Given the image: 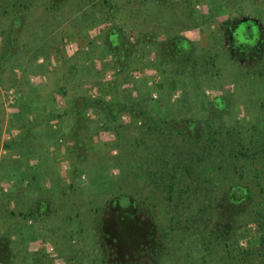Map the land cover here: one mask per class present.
Instances as JSON below:
<instances>
[{
  "label": "rangeland",
  "instance_id": "374dc122",
  "mask_svg": "<svg viewBox=\"0 0 264 264\" xmlns=\"http://www.w3.org/2000/svg\"><path fill=\"white\" fill-rule=\"evenodd\" d=\"M240 21L256 27L254 39H239ZM113 31L119 53L108 46ZM176 39L190 45L164 59ZM263 47L264 0H0V82L49 73L55 97L40 119L45 142L30 143L42 161L0 150V239L14 245L11 264H112L99 229L104 220L112 227L115 202L130 198L156 218L158 264H202L204 220L218 218L216 204L233 186L251 196L239 247L255 246L264 221V59L251 56ZM104 82L134 86L120 92L130 103L115 119L88 106L116 100ZM80 113L86 150L74 154ZM17 140L0 134L5 147Z\"/></svg>",
  "mask_w": 264,
  "mask_h": 264
},
{
  "label": "trees",
  "instance_id": "16d2710c",
  "mask_svg": "<svg viewBox=\"0 0 264 264\" xmlns=\"http://www.w3.org/2000/svg\"><path fill=\"white\" fill-rule=\"evenodd\" d=\"M16 8L11 3V9ZM15 24H19L14 19ZM243 26L247 35H253V25L240 21L235 28L238 35V29ZM251 33V34H250ZM108 46L112 51L119 53L118 32L108 33ZM190 42L186 39L174 40L163 48V58L173 59L178 49L186 48ZM236 54L233 53V57ZM252 59L262 61L264 59V47L259 54H253ZM121 103L118 97L113 102L93 101L88 102V106L99 107L109 118H116L117 113L124 110L130 103ZM135 101V100H134ZM141 99L135 101L134 108H141ZM142 111L141 113H143ZM78 120L73 128V137L75 144L72 147L74 154L80 150H86L87 123L83 114H78ZM149 124H155L153 120H148ZM125 198V197H124ZM251 200L249 190L241 186H233L227 191L221 201L216 205L220 209L218 218L210 221L209 224L204 220V230L201 232V245L206 252V256L201 259L202 264H264V221L260 226V237L255 246L247 249L239 247L238 230L241 227V220L248 208ZM116 214L112 227H106V220L102 221L100 231V243L102 248H109L112 252L114 264H158L163 252V236L159 230L156 218L153 213L145 211L141 206L138 208L136 200L130 198L127 206L120 204V199L115 202ZM206 206L201 208V213H205ZM43 207L39 208V215L43 214ZM193 222H203L198 215L192 217ZM122 248L128 250L121 255ZM14 245L8 238L0 239V264H11L14 256ZM112 263V264H113Z\"/></svg>",
  "mask_w": 264,
  "mask_h": 264
},
{
  "label": "crops",
  "instance_id": "0c3cea01",
  "mask_svg": "<svg viewBox=\"0 0 264 264\" xmlns=\"http://www.w3.org/2000/svg\"><path fill=\"white\" fill-rule=\"evenodd\" d=\"M73 42L75 50H78L80 48V42L77 40ZM1 53L3 52L0 48V54ZM60 62H62L61 58ZM0 68L1 81L4 73V65H0ZM48 76H50L49 73L35 75L29 74L26 76V80L28 79L27 82H0L2 106L0 108V134H3L4 136L6 134H14L15 136H18V140L14 142L12 146L5 147L4 144L0 145L1 151L2 149L7 150V156L9 157L7 159H12L13 161L14 159L23 158L22 163L24 159L42 161L40 153H35L34 148H30V143H38L39 141L45 142V133L43 132L44 127L41 126V120L50 116L51 104L55 102V97H53L54 92L52 91V93L51 89H49L51 82H48ZM32 78H35V82H31ZM114 83L115 82H108V84H106V82L103 83L105 86V93L114 91L112 92L113 99H117L120 92L127 89V87H134L129 82H117L116 86ZM9 89H14L17 95L16 103L11 107L6 106L5 104L6 91ZM40 91H42V94H40ZM63 100L65 102L64 97ZM19 139L21 140L19 141ZM24 141L25 143H23ZM42 145L44 148L46 147L45 144ZM5 165L6 164H3V160H0V182H2L1 178L4 173ZM10 180L13 181V179ZM5 184L6 183L3 181L0 185L2 187Z\"/></svg>",
  "mask_w": 264,
  "mask_h": 264
},
{
  "label": "built area",
  "instance_id": "2783aa9c",
  "mask_svg": "<svg viewBox=\"0 0 264 264\" xmlns=\"http://www.w3.org/2000/svg\"><path fill=\"white\" fill-rule=\"evenodd\" d=\"M70 49L71 50L75 49V47H74L73 44H71ZM31 82H35V78H32L31 79ZM158 97L159 96H158V93L157 92H154L152 94V99L153 100H155V101L158 100ZM16 100H17V95H16L15 90L14 89L7 90L6 91V98H5V104H6V106L11 107V106L15 105ZM62 100H63L62 97H59L58 98V101H62ZM123 119L126 120V117H124ZM4 191H7V189H5ZM49 251H50V253H53L54 252V247H50L49 248ZM56 264H60V262H57Z\"/></svg>",
  "mask_w": 264,
  "mask_h": 264
},
{
  "label": "flooded vegetation",
  "instance_id": "af4514ba",
  "mask_svg": "<svg viewBox=\"0 0 264 264\" xmlns=\"http://www.w3.org/2000/svg\"><path fill=\"white\" fill-rule=\"evenodd\" d=\"M238 37H239V39H242L243 38V36H244V28H243V26H240L239 27V29H238ZM255 36H256V27L255 26H253V39L255 38Z\"/></svg>",
  "mask_w": 264,
  "mask_h": 264
}]
</instances>
